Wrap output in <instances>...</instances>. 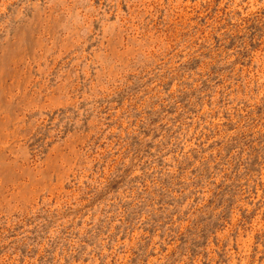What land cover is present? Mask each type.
<instances>
[{
  "label": "rangeland",
  "instance_id": "374dc122",
  "mask_svg": "<svg viewBox=\"0 0 264 264\" xmlns=\"http://www.w3.org/2000/svg\"><path fill=\"white\" fill-rule=\"evenodd\" d=\"M0 264H264V0H0Z\"/></svg>",
  "mask_w": 264,
  "mask_h": 264
}]
</instances>
